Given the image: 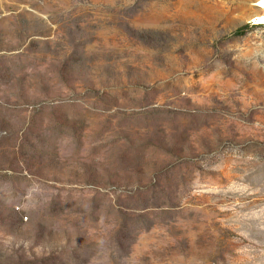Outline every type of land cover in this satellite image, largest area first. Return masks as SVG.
<instances>
[{
	"label": "rangeland",
	"instance_id": "obj_1",
	"mask_svg": "<svg viewBox=\"0 0 264 264\" xmlns=\"http://www.w3.org/2000/svg\"><path fill=\"white\" fill-rule=\"evenodd\" d=\"M238 1L0 0V264H264Z\"/></svg>",
	"mask_w": 264,
	"mask_h": 264
},
{
	"label": "bare ground",
	"instance_id": "obj_2",
	"mask_svg": "<svg viewBox=\"0 0 264 264\" xmlns=\"http://www.w3.org/2000/svg\"><path fill=\"white\" fill-rule=\"evenodd\" d=\"M247 1H249V2H247ZM251 1H254V2H251ZM246 3L250 5V7H249L250 11H249L248 14H245V16L243 15L244 17L241 16L242 17V20H246V21L247 20H253L256 23H262V24H264V0H246V2H244V1H238L237 2V5H235V7H237V8H243V7H245L244 5ZM215 5H216V8H214V9H217L216 10L217 13H215L214 16L223 15V12L221 11L222 10V6L219 3L218 4H215ZM193 6H194V3L191 2V3H189L187 5V8H189L191 10V8H193ZM193 12L196 13V8L193 9ZM169 16H172V19L174 18L173 17V14H171L169 11H167L166 9L163 8L161 20L166 23V21H168ZM217 18H219V17H217ZM173 21H175V20H173Z\"/></svg>",
	"mask_w": 264,
	"mask_h": 264
}]
</instances>
